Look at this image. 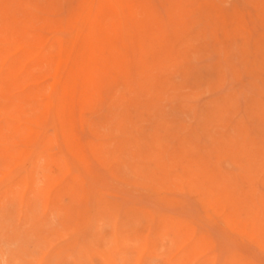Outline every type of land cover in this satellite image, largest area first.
Segmentation results:
<instances>
[{"label": "rangeland", "instance_id": "rangeland-1", "mask_svg": "<svg viewBox=\"0 0 264 264\" xmlns=\"http://www.w3.org/2000/svg\"><path fill=\"white\" fill-rule=\"evenodd\" d=\"M6 1L0 31H15L0 32L10 42L0 43V264H264V0Z\"/></svg>", "mask_w": 264, "mask_h": 264}, {"label": "bare ground", "instance_id": "bare-ground-1", "mask_svg": "<svg viewBox=\"0 0 264 264\" xmlns=\"http://www.w3.org/2000/svg\"><path fill=\"white\" fill-rule=\"evenodd\" d=\"M7 1H8V0H7ZM7 1H6V5H7ZM14 1H15V0H14ZM26 1H27V0H26ZM26 1H25V2H26ZM30 1H31V0H30ZM35 1H37V0H35ZM35 1L33 2L32 5H34ZM38 1H40V0H38ZM38 1H37V2H38ZM114 1H116V0H114ZM117 1H118V0H117ZM124 1H125V0H124ZM1 2H2V1H1ZM22 2H23V0H22ZM25 2H24V4H25ZM31 2H32V1H31ZM94 2H95V1H94ZM97 2H98V1H97ZM118 2H119V1H118ZM129 2H130V1H129ZM19 3H20V1L17 0V3H16V4H19ZM41 3H43V2H40V4H41ZM116 3H117V2H116ZM3 4H5V3H3ZM16 4H15V5H16ZM44 4L47 5V1H45ZM93 4H94V3H93ZM13 5H14V4H13ZM13 5H12V6H13ZM20 5H22V4L20 3L19 6H20ZM26 5H27V3H26ZM26 5H25V6H26ZM28 5H29V4H28ZM32 5H31V7H32ZM35 5H36V4H35ZM127 5H128V4H127ZM131 5H132V3H131ZM0 6H1V5H0ZM8 6H9V5H8ZM23 6H24V5H23ZM25 6H24V7H25ZM40 6H41V5H40ZM44 6H45V5H43L42 8H44ZM129 6H130V4H129ZM5 7H6V6H5ZM24 7H23V8H24ZM31 7H30V8H31ZM48 7H49V5H48ZM48 7L46 6V8H44V9H47ZM120 7H121V5H120ZM2 8H3V7H2ZM93 8H94V7H93ZM93 8H92V9H93ZM122 8H123V7H122ZM8 9H9V8H8ZM33 9H34V8H33ZM36 9H37V8H36ZM49 9H50V8H49ZM49 9H47V10H49ZM82 9H83V8H82ZM82 9H81V10H82ZM109 9H110V8H109ZM120 9H121V8H120ZM123 9H124V8H123ZM128 9H129V8H128ZM131 9H132V8H131ZM131 9H130L129 11H132V10H133V9H132V10H131ZM12 10H13V9H12ZM14 10H15V9H14ZM24 10H25V9H24ZM28 10L31 12V10H30L29 8H28ZM28 10H27V11H28ZM115 10H116V9H115ZM117 10H118V9H117ZM29 11H28V12H29ZM2 12H3V11H2ZM10 12H11V11H10ZM28 12H27V13H28ZM30 12H29V13H30ZM80 12H81V11H80ZM92 12H93V11H92ZM122 12H123V11H122ZM132 12H133V11H132ZM7 13H8V12H7ZM11 13H12V12H11ZM11 13H8V14L11 15ZM16 13H17V12H16ZM23 13L25 14V13H26V10L23 11ZM29 13H28V14H29ZM33 13H34V12H33ZM4 14H6V13L4 12ZM14 14H15V13H14ZM14 14H12V15H14ZM18 14H19V13H18ZM35 14H36V13H35ZM37 14H39V13H37ZM79 14H80V13H79ZM132 14H133V13H132ZM12 15H11V16H12ZM20 15H22V17H24L25 20L30 16V15H29V16L27 15L28 17L26 18V16H25L26 14L23 15L22 13H20ZM130 15H131V14H130ZM0 16H1V15H0ZM7 16H8V15H7ZM18 16H19V15H18ZM40 16H41V15H40ZM78 16H79V15H78ZM78 16H77V17H78ZM101 16H102V14H101ZM123 16H124V15H123ZM12 17H13V16H12ZM16 17H17V16H16V14H15V18H16ZM38 17H39V16H38ZM43 17H44V15H43ZM43 17H42V18H43ZM89 17H90V16H89ZM120 17H121V16H120ZM9 18L11 19V17H9ZM18 18H19V17H18ZM29 18H31L30 20L34 19V18H32V17H29ZM42 18H41V21H42ZM45 18H46V16H45ZM47 18L49 19L48 21H50V22H48V21H47V22H48L49 24H51V20H50L51 18H50L49 16H47ZM100 18H101V17H100ZM100 18H98V19H100ZM104 18H106V17H104ZM104 18L101 19V20L104 21ZM121 18H122V17H121ZM133 18H134V17H133ZM16 19H17V18H16ZM24 19H23L22 22L25 23L27 20L24 21ZM35 19H36V18H35ZM52 19H53V18H52ZM0 20H1V19H0ZM3 20H4V19H3ZM3 20H2V21H3ZM8 20H9V19H8ZM11 20H12V19H11ZM13 20H14V18H13ZM19 20H20V18H19ZM19 20H18V21H19ZM30 20H29V21H30ZM54 20H55V19H54ZM124 20H125V19H124ZM5 21L7 22V20H5ZM18 21H17V22H18ZM20 21H21V20H20ZM29 21H27V22L29 23ZM32 21H33V20H32ZM32 21H31V22H32ZM37 21H38V20H37ZM37 21H33V22H34L33 25H34V24H37ZM44 21H46V20L44 19V20L41 22V24H43V26H44V24H45ZM103 21H102V22H103ZM6 22H5V24H6ZM12 22H13V21H12ZM17 22H16V23H17ZM31 22H30L28 25H30ZM35 22H36V23H35ZM43 22H44V23H43ZM76 22H77V21H76ZM106 22H108V21H106ZM119 22H120V21H119ZM131 22H132V21H131ZM16 23H15V24H16ZM39 23H40V22H39ZM86 23H87V22H86ZM125 23H126V22H125ZM9 24H10V23H9ZM13 24H14V22H13ZM15 24L12 25V26H15ZM97 24H98V23H97ZM104 24H107V23H104ZM114 24H115V23H114ZM116 24H117V23H116ZM7 25H8V24H7ZM24 25H25V24H24ZM33 25H31V26H33ZM38 25H40V24H37V26H38ZM119 25H120V24H119ZM133 25H134V24L131 23L132 28H134V26H136V24H135L134 26H133ZM12 26H10V27H12ZM18 26H20V25H18ZM18 26H17V28H18ZM31 26H30V27H31ZM43 26H40L39 28L42 27V29H44ZM101 26H102V24L100 25V27H101ZM107 26H108V25H107ZM111 26H113V24H112ZM116 26H117V25H116ZM126 26L128 27L129 25L126 24ZM0 27H1V23H0ZM34 27H35V26H34ZM34 27H31V29H30L29 26H28V27H27L26 29H24V30H27V29L29 28V30H32V31H33V29L36 28V27H35V28H34ZM96 27H98V26H96ZM105 27H106V25H105ZM108 27H109V26H108ZM117 27H118V26H117ZM124 27H125V26H124ZM124 27H123V28H124ZM129 27H130V26H129ZM129 27H128V29H129ZM6 28H7L6 30L10 29V32L12 31V33H14V31H15V30L13 31L12 28H9V26H7ZM14 28H16V27H14ZM14 28H13V29H14ZM21 28H22V27H21ZM21 28H20V30H21ZM39 28H38V29H39ZM49 28H50V27H49ZM51 28H52V27H51ZM109 28L111 29V27H109ZM114 28H116V27H114ZM119 28H120V27H119ZM138 28H139V27H138ZM138 28H137V29H138ZM72 29H73V28H72ZM98 29H99V28H98ZM101 29H102V28H101ZM106 29H107V28H106ZM116 29H117V28H116ZM121 29H122V27H121ZM130 29H131V27H130ZM130 29H129V31H132V30H130ZM145 29H146V28H145ZM0 30H1V28H0ZM95 30H97V29L95 28ZM108 30H109V29H108ZM111 30H112V29H111ZM111 30H109V31H111ZM113 30L115 31V29H113ZM123 30H124V29H123ZM3 31H4V32H3ZM3 31H0V32H3L4 34H5V33H6V34H7V33H10V32H6L5 30H3ZM8 31H9V30H8ZM21 31H23V30H21ZM38 31H39V30H38ZM97 31L99 32V30H97ZM106 31H107V30H106ZM125 31L127 32V30H125ZM17 32H18V31L16 30V33H17ZM19 32H20V31H19ZM36 32H37V31H36ZM53 32H57V33H58V31H53ZM59 32H60V31H59ZM70 32H71V31H70ZM140 32H142V31H140ZM140 32H139V33H140ZM16 33H15V34H16ZM39 33H40V32H39ZM50 33H51V32H50ZM60 33H61V32H60ZM63 33H64V32H63ZM22 34H23V33L21 32L20 37H23ZM27 34H29V33L27 32ZM27 34H25V36H26ZM40 34H43L42 36H44V37L46 36L44 33H40ZM40 34H38V35H40ZM54 34H55V33H54ZM65 34H66V32L64 33V35H65ZM68 34H69V33H68ZM99 34H100V33H99ZM99 34H98V35H99ZM126 34H127V33H126ZM140 34H141V33H140ZM10 35H11V33H10ZM17 35H18V33H17ZM31 35H33V33H32ZM34 35H37V34L34 33ZM38 35H37V36H38ZM100 35H101V34H100ZM105 35H106V34H105ZM107 35H108V34H107ZM107 35H106V37H107ZM109 35L111 36L112 34H109ZM144 35H145V34H144ZM144 35H143V36H144ZM11 36H12V35H11ZM11 36L8 35L9 38H11ZM62 36H63V34H62ZM65 36H66V35H65ZM110 36H109V37H110ZM112 36H113V35H112ZM112 36H111V37H112ZM136 36H137V35H136ZM138 36H139V35H138ZM140 36H141V35H140ZM140 36H139V37H140ZM0 37H2V35H1ZM4 37H6V35H4ZM4 37H3V38H4ZM13 37H16V38H17V36H14V34H13ZM18 37H19V35H18ZM20 37H19V38H20ZM40 37H41V35H40ZM49 37H50V36H49ZM53 37H54V36H53ZM96 37L98 38L99 36L96 35ZM3 38H1V39H2L1 42L6 40V41H5V43H6V42L8 41V39H5V38H4L5 40H3ZM6 38H7V37H6ZM24 38H25V37H24ZM28 38H29V37H28ZM31 38H32V37H31ZM31 38H30V39H31ZM34 38H36V40L39 39V41H40V38H39V37H38V39H37V37H34ZM76 38H77V37H76ZM136 38L139 39V41L141 42L140 39H142V36H141L140 38H138V37H136ZM143 38H144V37H143ZM26 39H27V36H26ZM66 39H67V38H66ZM98 39H99V38H98ZM101 39H103V38H101ZM109 39L111 40L112 38H109ZM137 39H136V40H137ZM11 40H12V39H11ZM34 40H35V39H33V40L31 39V42H29L28 40H25V41H26L27 45H29V43H32ZM36 40H35V41H36ZM41 40H42V38H41ZM44 40L48 41L47 39H44ZM96 40H97V39H96ZM110 40H107V42L110 41ZM12 41L14 42L15 39L12 40ZM18 41H19V40H18ZM27 41H28V42H27ZM35 41H34V42H35ZM42 41H43V40H42ZM98 41H99V40H98ZM98 41H97V42H98ZM139 41H138V42H139ZM1 42H0V43H1ZM8 42H9V41H8ZM15 42H16V41H15ZM15 42H14V43H15ZM34 42H33V44H34ZM62 42H63V41H62ZM107 42H106V43H107ZM138 42H137V45H138ZM140 42H139V44H140L139 46L136 45L138 48L144 44V43L142 44V43H140ZM142 42H143V40H142ZM9 43H10V42H9ZM17 43H18V42H17ZM41 43H42V45H43V42H41ZM100 43H101V41H100ZM110 43L113 44L114 42H110ZM110 43H109V44H110ZM2 44H3V43H2ZM6 44H7V43H6ZM20 44H21V43H20ZM22 44H25V43H22ZM22 44H21V45H22ZM46 44H47V42H46ZM97 44H98V43H97ZM0 45H1V44H0ZM49 45H50V44H49ZM51 45H52V47H53V44H51ZM54 45H56V43H55ZM98 45H99V44H98ZM30 46H31V45H30ZM35 46L38 47V45H35ZM43 46H45V45H43ZM95 46H96V44H95ZM112 46H114V45H112ZM0 47H1V46H0ZM24 47H25V46H24ZM27 47H28V46H27ZM31 47H32V46H31ZM41 47H42V46H41ZM54 47H55V46H54ZM76 47H77V46H76ZM108 47H110V46L108 45ZM137 47H134V48H137ZM3 48H4V47H3ZM29 48H30V47H29ZM43 48H44V47H43ZM48 48H49V47H48ZM63 48H64V45H63ZM63 48H61V49L63 50ZM96 48H97L96 51H98V48H99V50H100V48H102V47H101V46H100V47L98 46V47H96ZM114 48H115V47H114ZM130 48H131V47H130ZM140 48H141V49H140ZM140 48H139V49H140L139 52L142 53V50H143V49H142V47H140ZM143 48H144V47H143ZM27 49H28V48H27ZM32 49H33V48H32ZM44 49H46V48H44ZM55 49H56V47H55ZM127 49H128V48H127ZM6 50H7V47H6ZM20 50H21V49H20ZM94 50H95V48H94ZM113 50H114V49H113ZM128 50H129V49H128ZM7 51H8V50H7ZM30 51H31V50H30ZM41 51H42V50H41ZM72 51H73V50H72ZM72 51H71V52H72ZM87 51H88V50H87ZM100 51H101V50H100ZM100 51H99V52H100ZM126 51H127V50H126ZM10 52H11V51H10ZM33 52H34V51H33ZM90 52H91V51H90ZM31 53H32V51H31ZM34 53H35V52H34ZM47 53H48V52H47ZM92 53H93V52H92ZM141 53H140V54H141ZM5 54H6V53H5ZM18 54H19V53H18ZM28 54H30V53H28ZM36 54H37V53H36ZM39 54H40V53H39ZM39 54H38V55H39ZM68 54H69V53H68ZM103 54H104V52H103ZM138 54H139V53H138ZM13 55L15 56V54H13ZM19 55H20V54H19ZM24 55H25V54H24ZM31 55H32V58H34L35 55H34V54H31ZM33 55H34V56H33ZM56 55H58V54H56ZM92 55H93V54H92ZM94 55H96V54H94ZM128 55H129V52H128ZM128 55H127V56H128ZM29 56H30V55H29ZM36 56H37V55H36ZM52 56H53V55H52ZM61 56H62V55H61ZM70 56H71V55H70ZM105 56H106V55H105ZM127 56H126V57H127ZM12 57H13V56H12ZM16 57H17V56H16ZM23 57H24V56H23ZM89 57H90V59L92 58V56H88V58H89ZM114 57H115V56H114ZM129 57H130V56H128V58H129ZM141 57H142V56H141ZM144 57H145V56H144ZM9 58H10V57H9ZM9 58H8V59H9ZM14 58H15V57H14ZM26 58H27V57H26ZM26 58H25V59H26ZM29 58L31 59V57H29ZM36 58H37V57H36ZM94 58H96V57H94ZM97 58H98V56H97ZM102 58H103V57H102ZM106 58H108V56H106ZM106 58H103L102 60L104 61V59L106 60ZM124 58H125V57H124ZM128 58H127V60H128ZM11 59H12V58H11ZM18 59H19V61H20V56H19ZM18 59H16V60L14 59L16 63H20V62H18ZM27 59H28V58H27ZM30 59H29V60H30ZM49 59H51V56L49 57ZM92 59H93V58H92ZM92 59H91V60H92ZM109 59H110V58H109ZM113 59H114V58H113ZM113 59L111 58V60H113ZM115 59H116V57H115ZM23 60H24V59H23ZM23 60H22V61H23ZM29 60H27V61H29ZM87 60L89 61V59H87ZM91 60H90V61H91ZM6 61H7V60H6ZM9 61H10V60H9ZM12 61H13V60H11L10 62H12ZM24 61H25V60H24ZM24 61H23V62H24ZM27 61H26V62H27ZM31 61L34 62L35 60H32V59H31ZM46 61H47V60H46ZM46 61H45V62H46ZM90 61H89V62H90ZM94 61H97V60L94 59ZM106 61H107V60H106ZM109 61H110V60H109ZM115 61H116V60H115ZM0 62H1V61H0ZM15 62H13L11 66H13V64H14ZM29 62H30V61H29ZM33 62H32V63H33ZM40 62H41V61H40ZM45 62H42V63L45 64ZM47 62H48V61H47ZM91 62H92V61H91ZM101 62H102V61H101ZM107 62H108V61H107ZM112 62H114V60L111 61V63H112ZM125 62H126V61H125ZM8 63H9V62L7 61V63H5L6 65H4V66H7V65H8V67H9V64H8ZM32 63H31V64L29 63V64L32 65ZM34 63H35V62H34ZM38 63H39V62H38ZM38 63H35V64L37 65ZM92 63L94 64L95 62H92ZM92 63H88V64L91 65ZM97 63H98V62H97ZM127 63H128V62H127ZM35 64H34V66H36ZM39 64H40V63H39ZM46 64H47V63H46ZM86 64H87V63H86ZM93 64L91 65V67H94ZM133 64H134V63H133ZM17 65H18V64H17ZM25 65H26V63H25ZM27 65H28V63H27ZM30 65H29V66H30ZM41 65L43 66V64H41ZM41 65H39V66L41 67ZM105 65H106V63H105ZM108 65H109V64H108ZM111 65H112V64H111ZM115 65H116V67H117V64H115ZM115 65H113L114 68H115ZM119 65H120V64H119ZM14 66H16V65L14 64ZM37 66H38V65H37ZM37 66H36V67H37ZM39 66H38V67H39ZM45 66H46V65H45ZM95 66H96V65H95ZM143 66H144V65H142V70L144 71ZM17 67H20V66H16V67H14L13 72L15 71V69H16V71H17V70H19V69L22 68V67H21V68L17 69ZM30 67L32 68L33 66H30ZM86 67L90 68L88 65H86ZM109 67H110V65L108 66V68H109ZM139 67H140V66H139ZM12 68H13V67H12ZM25 68L27 69V66H26ZM25 68H24V69H25ZM31 68H30V69H31ZM34 68H35V67H34ZM96 68H97V71L102 70L103 73H105V70H103L104 68L99 67L100 70H98V69H99L98 67H96ZM101 68H102V69H101ZM108 68H107V69H108ZM114 68H113V70H114ZM137 68H138V67H137ZM3 69H5V68L3 67ZM7 69H8V68H7ZM30 69H29V70H30ZM38 69H39V68H38ZM41 69H43V68L41 67ZM111 69H112V68H111ZM115 69H116V68H115ZM139 69H141V68H139ZM5 70H6V69H5ZM21 70H22V69H21ZM21 70H19V71H21ZM39 70H40V69H39ZM47 70L49 71V69H47ZM53 70H54V69H53ZM53 70H52V71H53ZM66 70H67V69H66ZM85 70H86V69H85ZM92 70H93V69L91 68L90 71H92ZM94 70H95V69H94ZM94 70H93V71H94ZM120 70H121V69H120ZM126 70H127V69H126ZM142 70H141V71H142ZM10 71L12 72V70H10ZM27 71H28V70H27ZM50 71H51V68H50ZM127 71H129V70H127ZM6 72H7V71H6ZM24 72H25V71H24ZM31 72H32V70H31ZM114 72H115V70H114ZM15 73H16V72H15ZM50 73H51V72H50ZM50 73H48V74H50ZM91 73H92V72H91ZM103 73H99V74H103ZM106 73H108V71H107ZM106 73H105L104 75H106ZM116 73H117V72H116ZM127 73H128V72H127ZM144 73H145V72H144ZM18 74H20V73H18ZM25 74H26V73H25ZM30 74H31V73H30ZM132 74H133V73H132ZM1 75H2V74H0V77H1ZM3 75H4V71H3ZM3 75H2V76H3ZM7 75H8V73H7ZM11 75H12V74H11ZM11 75H10V72H9V75H8V76H11ZM21 75H22V74H21ZM21 75H20V76L17 75V76H19V78H20ZM33 75H34V73H33ZM45 75H47V74H45ZM142 75H143V74H142ZM8 76H6V77H8ZM23 76H24V75H23ZM49 76H51V75H49ZM52 76H53V75H52ZM98 76L100 77V75H98ZM101 76H102V75H101ZM108 76H109V75H108ZM13 77H14V76H13ZM15 77H16V76H15ZM24 77H25V76H24ZM36 77H37V76H36ZM75 77H76V76H75ZM80 77H81V76H80ZM89 77H90V76H89ZM99 77H98V79H99ZM1 78H3V77H1ZM4 78H5V77H4ZM10 78H12V77H10ZM19 78H17L18 80L16 79V83H18L17 81L20 82L21 79L19 80ZM31 78H32V77H31ZM33 78H34V76H33ZM50 78H51V77H50ZM53 78H54V76H53L51 79H53ZM77 78H78V77H77ZM7 79H8V78H5V80H7ZM36 79H38V78H35V80H36ZM90 79H91V77H90ZM93 79H94V78L92 77V80H93ZM115 79H116V78H115ZM8 80H9V79H8ZM22 80H24V79L22 78ZM25 80H26V79H25ZM25 80H24V81H25ZM28 80H30V79L28 78ZM32 80H33V79H32ZM59 80H60V79H59ZM95 80H97V77L95 78ZM0 81L2 82L3 80L0 79ZM12 81H13V79H12ZM26 81H27V80H26ZM50 81H51V80H50ZM52 81H53V80H52ZM75 81H76V80H75ZM115 81H116V80H115ZM1 82H0V83H1ZM49 83H50V82H49ZM139 83H140V82H139ZM28 84H29V83H28ZM28 84H27V85H28ZM137 84H138V83H137ZM25 85H26V84H25ZM31 85H32V84H31ZM33 85H34V84H33ZM33 85H32V86H33ZM141 85H142V84H141ZM36 86H38V85H35V87H36ZM48 86H52V85L49 84ZM113 86H114V85H113ZM0 87H1V86H0ZM24 87H26V86H24ZM24 87H23V88H24ZM42 87H44V86H42ZM46 87H47V86H46ZM127 87H128V86H127ZM146 87H147V85H145V88H146ZM32 88H33V87H32ZM38 88H39V86L37 87V89H38ZM35 89H36V88H35ZM41 89H42V88H41ZM46 89H47V88H46ZM39 90H40V88H39ZM39 90H38V91H39ZM48 90H49V89H48ZM57 90H59V88H58ZM147 90H148V89H147ZM147 90H146V91H147ZM33 91H34V90H33ZM42 91H44V90H42ZM121 91H122V90H121ZM143 91L145 92V90H143ZM148 91H149V90H148ZM44 92H45V91H44ZM29 93H30V92H29ZM32 93L35 94V92H32ZM23 94H24V93H23ZM123 94H124V93H123ZM25 95H26V93H25ZM31 95H32V94H31ZM40 95L42 96L43 94H40ZM49 95H50V94H49ZM49 95H48V96H49ZM45 96H46V95H45ZM55 96H56V95H55ZM120 96H123V95H121V93H120ZM152 96H153V95H152ZM39 97H40V96H38V98H39ZM50 97H51V95H50ZM124 97H125V96H124ZM124 97H123V98H124ZM129 97H130V96H129ZM157 97H158V96H157ZM34 98H35V97H34ZM40 98H41V97H40ZM120 98H122V97H120ZM123 98H122V99H123ZM36 99H37V97H36ZM126 99H127V98H126ZM1 100H2V99H1ZM15 100L17 101L18 99H15ZM34 100H35V99H33V102H32V103H34ZM46 100H47V99H46ZM49 100H50V99H49ZM130 100H131V99H130ZM18 101H19V100H18ZM20 101H21V100H20ZM117 101H118V100H117ZM119 101H120V100H119ZM124 101H125V100H124ZM124 101H122V102H124ZM37 102H40V101H37ZM41 102H42V101H41ZM115 102H116V101H115ZM16 103H18V102H16ZM42 103H46V102H42ZM47 103H49V102H47ZM51 103H52V102H51ZM34 104H35V103H34ZM130 104H131V103H130ZM16 105H18L19 108H20V105H23V104H15L14 106H16ZM27 105H31V104L29 103V104H27ZM131 105H132V104H131ZM11 106H12V105H11ZM116 106H117V105H116ZM128 106H129V105H128ZM22 107H23V106H22ZM50 107H51V106H50ZM16 108H17V107H16ZM16 108H15V109H16ZM131 108H132V107H131ZM15 109H13V110H15ZM20 109H21V108H20ZM4 110H5V109H4ZM9 110H10V109H9ZM16 110H17V109H16ZM18 110H19V109H18ZM18 110H17V111H18ZM132 110H133V109H132ZM1 111H2V110H1ZM37 111H38V110H37ZM48 111H49V108H48ZM53 111H54V109H53ZM4 112H5V111H3L2 113H4ZM7 112L9 113L10 111H8V109H7V110H6V113H7ZM15 112H16V111H14V113H15ZM33 112H34V111H33ZM11 114H13V112H11ZM53 114H54V113H53ZM9 115H10V114H9ZM9 115L6 114V117H7V116H8V117H11V116H9ZM50 115H52L51 112H50ZM1 116H2V115H1ZM19 116H20V114H19ZM113 116H114V115H113ZM14 117L17 118L18 116H13V118H14ZM48 117H49V115H48ZM50 117H51V116H50ZM19 118H20V117H19ZM19 118H18V120H20ZM87 118H88V117H87ZM123 118H124V117H123ZM47 119H49V118H47ZM16 120H17V119H16ZM52 120H53V119H52ZM123 120H124V119H123ZM0 121H1V120H0ZM6 121H9V119L6 120ZM11 122L13 123L12 120H11ZM11 122H10V125H14V124H15V122H14L13 124H11ZM25 122H26V121H25ZM25 122H23V123H25ZM45 122H47V120H46ZM26 123H27V122H26ZM91 123H92V121H91ZM17 124H18V123H17ZM19 124H21V122H20ZM115 124H117V123H115ZM25 125H26V124H25ZM25 125H24V126H25ZM28 125H29V124H28ZM43 125H44V124H43ZM21 126H23V125H21ZM24 126L21 127V128H24ZM30 126H31V125H30ZM33 126H34V125H33ZM11 127H12V126H11ZM14 127H15V126H14ZM25 127H27V126H25ZM34 127L37 128L36 126H34ZM49 127H50V126H49ZM19 128H20V126H19ZM27 128H28V127H27ZM42 128H43V126H42ZM50 128H52V126H51ZM14 129H15V128H14ZM15 130H16V129H15ZM21 130H22V131H21L22 133L26 131L25 129H21ZM42 130H43V129H42ZM47 130H48V129H47ZM57 130H58V129H57ZM19 131H20V130H19ZM19 131H18V132H19ZM115 131H116V130H115ZM124 131H125V130H124ZM41 132H42V131H41ZM41 132H39V133H41ZM47 132H49V131H47ZM25 134H26V133H25ZM46 134H47V133H46ZM40 135H41V134H39V136H40ZM40 137H41V136H40ZM37 138H38V137H37ZM48 138H49V136H48ZM38 139H41V138H38ZM55 139H56V138H55ZM60 140H61V139H60ZM35 141H36V140H35ZM33 144H34V143H33ZM55 144H56V143H55ZM58 144H59V143H58ZM21 145H23V144H21ZM36 145H37V144H36ZM61 145H62V144H61ZM16 146H17V145H16ZM16 146H15V148H16ZM27 146L29 147V145H27ZM19 147H20V146H19ZM19 147H18V150H19ZM30 147H31V146H30ZM63 147H64V146H63ZM63 147H62V148H63ZM84 147H85V146H84ZM15 148L12 149V150H15ZM25 148L27 149V147H25ZM28 149H29V148H28ZM35 149H36V148H35ZM35 149H34V151H35ZM10 150H11V149H10ZM16 150H17V148H16ZM83 150H84V149H83ZM41 151H42V150H41ZM133 151H134V150H133ZM29 152H30V151H29ZM17 153H18V152H17ZM41 153H42V152L39 153V154H40L39 157H41ZM61 153H62V152H61ZM42 154H43V153H42ZM31 155H32V154H31ZM31 155H30V156H31ZM31 157H32V156H31ZM39 157H38V159H39ZM42 157H43V156H42ZM60 157H61V155H60ZM60 157H58V158L60 159ZM86 157H87V155H86ZM29 158H30V157H29ZM29 158H28V159H29ZM47 158H48V157H47ZM58 158H57V159H58ZM61 158H64V157H61ZM28 159H27V160H28ZM41 159H42V158H40L39 160H41ZM50 159H52V158L50 157ZM50 159H48V162H50V161L52 162V161L54 160V156H53V160H50ZM57 159H56V162H57ZM59 159H58V160H59ZM46 160H47V159L45 158L44 161H46ZM37 161H38V160H37ZM74 161H76V160H74ZM26 162H27V163H25V164H28L30 161L28 160V161H26ZM42 162H43V160H42ZM56 162H52V165H53V163H56ZM60 162H61V161L59 160L57 166H60V165H61ZM63 162H64V161L62 160V165H63ZM43 163L46 164V162H43ZM77 163H79V162L77 161ZM165 163H166V162H165ZM22 164H23V163H22ZM39 164H40V163H39ZM41 164H42V163H41ZM41 164H40V165H41ZM59 164H60V165H59ZM68 164H69V163H68ZM36 165H37V164H36ZM40 165H39V166H40ZM42 165H44V164H42ZM46 165H47V164H46ZM46 165H45V166H46ZM52 165H51V166L49 165V166L52 168V167H53ZM71 165H72V164H71ZM82 165H83V164H82ZM39 166H38V167H39ZM45 166H43V167H45ZM67 166H68V165H67ZM182 166H183V165H182ZM43 167H42V169H40L41 171L44 170ZM60 167H61V166H60ZM70 167H72V166H70ZM15 168H16V167H15ZM24 168L26 169V166L22 167V170H23ZM39 168H40V167H39ZM63 168H64V167L62 166V167L59 168V169L62 170ZM65 168H66V166H65ZM12 169H13V168H12ZM46 169H47V168H46ZM59 169H58V170H59ZM37 170H39V169H37ZM47 170H49V169H47ZM73 170H74V169H73ZM12 171H13V170H12ZM23 171H24V170H23ZM41 171H39V172L42 173ZM45 171H46V170H44L43 173H45ZM74 171H75V170H74ZM61 172H62V171H61ZM61 172L58 171V172H56V173L58 174V173H61ZM67 172H68V170H67ZM37 173H38V172H37ZM49 173H51V171H48V174H49ZM62 173H64V169H63V172H62ZM70 173H72L71 170H70ZM6 174H7V173H6ZM35 174H36V173H35ZM54 174H55V172H54ZM66 174H69V173H66ZM37 175H40V176H41V174H37ZM45 175H46V173H45ZM45 175H44V176H45ZM51 175H53V173H51ZM51 175H50V176H51ZM4 176H5V175H4ZM4 176H3V177H4ZM44 176H43V174H42L41 179H42ZM48 176H49V175H47V177H48ZM45 177H46V176H45ZM4 178H5V177H4ZM39 178H40V177H38V180H41V179H39ZM63 178H65V177H63ZM52 180H53V178H52ZM53 181H54V180H53ZM62 181H63V180H62ZM7 182H9V181H7ZM40 182H41V181H40ZM40 182H39V184H40ZM60 183H61V182H60ZM27 184H28V182H27ZM36 184H37V183H36ZM41 184H42V183H41ZM37 185H38V184H37ZM15 188H16V187H15ZM52 188H53V187H52ZM24 189H25V188H24ZM24 189H23V190H24ZM38 189H39V188H38ZM41 189H42V188H41ZM25 190H26V189H25ZM50 190H51V189H50ZM23 192H25V191H23ZM16 193H17V192H16ZM20 194H23V193H20ZM44 194H45V193H44ZM47 194H48V191H47ZM10 195H11V194H10ZM18 195H19V194H18ZM19 196H20V195H19ZM47 196H48V195H47ZM16 197H17V196H16ZM22 197H24V196H22ZM49 197H50V196H49ZM19 199H20V197H19ZM89 199H90V198H89ZM21 201H23V200H21ZM92 201H93V200H92ZM92 201H91V202H92ZM1 202H2V201H1ZM19 202H20V201H19ZM48 202H49V201H48ZM61 202H62V201H61ZM20 204H21V203H20ZM24 204H25V203H24ZM38 205H39V204H38ZM91 205H92V203H91ZM30 206H31V205H30ZM47 206H48V205H47ZM92 206H93V205H92ZM21 207H22V206H21ZM36 208H37V207H36ZM111 208H112V207H111ZM91 209H92V207H91ZM91 209H90V210H91ZM93 209H94V208H93ZM37 211H39V210H37ZM57 213H58V212H57ZM58 214H59V213H58ZM105 214H106V213H105ZM92 215H93V214H92ZM112 215H114V214H112ZM102 216H103V214H102ZM105 216H107V215H105ZM105 216H104V217H105ZM108 216H109V215H108ZM108 216H107V217H108ZM110 216H111V215H110ZM110 216H109V217H110ZM90 217H91V216H90ZM104 217H102V218H104ZM114 217H116V215H115ZM117 217H118V215H117ZM98 218H99V217H98ZM100 218H101V217H100ZM105 218H106V217H105ZM167 218H168V217H167ZM106 219H107V218H106ZM109 219H110V218H109ZM114 219H115V218H114ZM117 219H118V218H117ZM160 219H161V218H160ZM160 219H159V220H160ZM164 219H165V218H164ZM31 220H32V219H31ZM36 220H37V218H36ZM91 220H92V219H90V221H91ZM102 220H103V219H102ZM111 220H112V222H113V219H111ZM126 220L129 221V219H126ZM126 220H125V221H126ZM162 220H163V219H162ZM166 220H168V219H166ZM94 221H96V220H94ZM94 221H93V222H94ZM97 221H98V220H97ZM97 221H96V222H97ZM103 221H104V220H103ZM115 221H116V220H115ZM127 221H126V223H129V222H127ZM130 221H132V220H130ZM160 221H161V220H160ZM160 221H159V222H160ZM172 221H173V220H172ZM93 222H92V225L95 223V222H94V223H93ZM159 222H158V223H159ZM161 222H164V221H161ZM161 222H160V223H161ZM167 222H169L168 225H170V224H171V223H170V222H171V219H170L169 221H167ZM98 223H99V221H98ZM104 223H106V222H104ZM164 223H165V224H163V225H161V224H159V225L163 226L164 228H163V229L161 228V229L166 231V229H167L169 226L165 229V226H164V225H166V222H164ZM96 224H97V223H96ZM107 224H111V223H108V221H107ZM112 224H113V223H112ZM112 224H111V226L114 227V225H112ZM114 224H115V223H114ZM174 224H175V222H174ZM89 225H90V224H89ZM97 225H98V224H97ZM120 225H121V224H120ZM122 225L124 226L123 223H122ZM122 225H121L120 227H122ZM159 225H157V226H159ZM87 226H88V225H87ZM107 226H108V225H107ZM157 226H156V228H157ZM173 226H174V225H173ZM96 227H97V226H96ZM112 227H111V229H113ZM171 227H172V226H171ZM171 227H170V231H171V236H172V233H173V234H175V233H174V229H173V228L171 229ZM85 228L87 229V227H85ZM85 228H84V229H85ZM91 228H93V227H91ZM91 228H90V229H91ZM101 228H102V227H101ZM109 228H110V227H109ZM123 228H124V227H123ZM158 228L160 229V226H159ZM158 228H157V229H158ZM174 228H175V227H174ZM86 229H85V230H86ZM90 229H88V231H89ZM94 229H95V227H94ZM98 229H99V228H98ZM114 229H117V227L114 228ZM143 229H144V228H143ZM159 229H158L156 232H158ZM161 229H160V230H161ZM92 230H93V229H92ZM95 230H96V229H95ZM109 230H110V229H109ZM118 230H119L120 232H122L119 228H118ZM162 230H161V231H162ZM168 230H169V228H168ZM172 230H173V232H172ZM86 231H87V230H86ZM101 231H102V230H101ZM145 231H146V230H145ZM153 231H155V230H153ZM161 231H159V232H161ZM79 232H81V230H80ZM82 232H83V230H82ZM89 232H90V231H89ZM113 232H114V230H113ZM116 232H117V231H116ZM120 232H119V233H120ZM159 232L156 233V234H159ZM143 233H144V232H143ZM152 233H153V232H152ZM161 233H162L164 236H166V234H168V231L166 232V234H164L165 232H161ZM169 233H170V232H169ZM82 234H83V233H82ZM101 234H103V232H102ZM154 234H155V233H154ZM154 234H153V235H154ZM78 235H79V234H78ZM86 235H87V234H86ZM93 235H94V234H93ZM96 235L98 236L99 234H96ZM96 235H94V237H97ZM104 235H105V234H104ZM116 235H117V234H116ZM119 235H120V234H119ZM151 235H152V234H151ZM153 235H152V236H153ZM79 236H80V235H79ZM81 236H82V235H81ZM101 236H102V235H101ZM101 236H98V237H101ZM107 236L111 237V235H108V234L106 235V237H107ZM126 236H127V235H126ZM147 236H148V235H147ZM152 236H151V237H152ZM158 236H159V235H158ZM174 236H175V235H174ZM68 237H69V236H68ZM72 237H73V236H72ZM82 237H83V236H82ZM84 237H85V236H84ZM104 237H105V236H104ZM116 237H117V236H116ZM151 237H150V239H151ZM160 237H162V235H161ZM169 237H170V236H169ZM69 238H70V237H69ZM74 238H75V237H74ZM107 238H108V237H107ZM107 238H106L104 241H107ZM138 238H139V237H138ZM152 238H153V237H152ZM165 238H168V236H166ZM170 238H171V237H170ZM170 238H169V239H170ZM79 239H80V241L82 240L81 237H80ZM92 239H93V238H92ZM94 239H95V238H94ZM136 239H137V238H136ZM142 239H143V238H142ZM153 239H154V238H153ZM67 240H69V239H67ZM86 240H87V239H86ZM110 240H111V238H110ZM122 240H123V239H122ZM132 240H133V239H132ZM132 240H131V241H132ZM139 240H141V238H140ZM157 240H158V239H157ZM157 240H156V241H157ZM176 240H177V238H176ZM83 241H84V239H83ZM87 241H88V240H87ZM89 241L91 242V240H89ZM108 241H109V240H108ZM158 241H160V240H158ZM92 242H93V241H92ZM123 242H124V240H123ZM125 242H126V244H125V243H124V244H125V245H128V244H127V241H125ZM142 242H144V239H143ZM142 242H139V243H142ZM161 242H162V241H161ZM164 242H166V241H164ZM170 242H171V241H170ZM173 242H175V240L172 241L171 244H172ZM84 243H85V242H84ZM88 243H89V242H88ZM106 243H107V242H106ZM131 243H132V242H131ZM150 243L153 244V243H154L153 240H152V242L149 241V245H150ZM104 244H105V243H104ZM110 244H111V243H110ZM124 244H123V245H124ZM152 244H151V245H152ZM173 244H174V243H173ZM175 244H176V243H175ZM52 245L55 246V244H51V246H52ZM85 245H86V244H85ZM105 245H106V244H105ZM130 245H131V244H130ZM156 245H157V243H156ZM176 245H179V244H176ZM54 246H53V247H54ZM109 246H110V245H109V243H108V246H107V247H109ZM128 246H129V245H128ZM140 246H141V245H140ZM159 246H160V245H159ZM161 246H162V245H161ZM53 247H52V248H53ZM107 247H106V248H107ZM125 247H126V246H125ZM147 247H148V244H147ZM167 247H168V246H167ZM174 247H175V246H174ZM177 247H178V246H177ZM177 247H175L174 250H176ZM180 247H181V246H180ZM52 248H51V249H52ZM90 248H91V247H90ZM154 248H155V247H154ZM157 248H160V247H157ZM161 248H163V246H162ZM161 248H160V249H161ZM165 248H166V246H165ZM165 248H164L163 250H160V249H159V250H160V251H164ZM92 249H93V248H92ZM138 249H139V248H138ZM167 249H169V247H168ZM178 249H179V248H178ZM178 249H177V250H178ZM52 250H53V249H52ZM52 250H51V252H52ZM75 250H76V249H75ZM141 250H143V249H141ZM141 250H140V251H141ZM148 250H149V248H148ZM177 250H176V251H177ZM49 251H50V250H49ZM167 251H168V250H165L166 253H167ZM171 251H172V249H171ZM171 251H170L169 253H171ZM80 252H81V251H80ZM137 252H138V255H139V254H140V253H139V250H138ZM149 252H150V251H149ZM165 252H164V254H165ZM173 252H174V251H173ZM88 253H89V252H88ZM121 253H122V252H121ZM144 253H145V252H144ZM147 253H148V251H147ZM152 253L155 254L156 252H155V253L152 252ZM159 253L162 254V252H159ZM182 253H183V252H182ZM45 254H46V252H45ZM49 254H51V253H49ZM49 254H48V255H49ZM82 254H83V253H82ZM84 254H85V253H84ZM123 254H126V252H124ZM167 254H168V253H167ZM118 255H119V254H118ZM148 255H149V253H148ZM158 255H159V254H158ZM69 256H70V255H69ZM89 256H90V255H89ZM120 256L122 257L121 254H120ZM150 256H153V257H154V255H150ZM184 256H185V255H184ZM43 257H44V256H43ZM43 257H42V260H41V261H43V263H44L45 261H44ZM82 257H83V256H82ZM121 257H120V259H121ZM123 257H124V256H123ZM123 257H122V258H123ZM146 257H147V256H146ZM176 257H177V256H176ZM182 257H183V254H182ZM46 258H47V256H46ZM125 258H126V257H125ZM137 258H138V256H137ZM141 258H142V257H141ZM116 259H119V258H116ZM126 259H127V258H126ZM183 259H184V258H183ZM77 260H78V259H77ZM80 260H83V259L80 258ZM85 260H86V259H84V261H85ZM122 260H123V259H122ZM124 260H125V259H124ZM46 261H47V260H46ZM48 261H49V260H48ZM48 261H47V262H48ZM50 261H51V260H50ZM78 261H79V260H78ZM126 261H127V260H126ZM137 261H138V259H137ZM169 261H170V260H169ZM179 261H181L180 258H178V262H179ZM6 262H8V260H7ZM9 262H10V260H9ZM87 262H88V261H87ZM3 263H4V262H2L1 264H3ZM43 263H42V264H43ZM48 263H49V262H48ZM117 263H118V262H117ZM119 263H120V262H119ZM121 263L123 264L122 261H121ZM121 263H120V264H121ZM5 264H7V263H5ZM126 264H127V262H126Z\"/></svg>", "mask_w": 264, "mask_h": 264}]
</instances>
